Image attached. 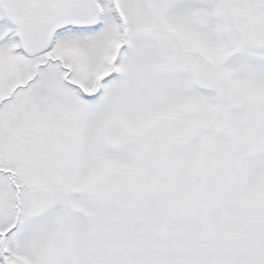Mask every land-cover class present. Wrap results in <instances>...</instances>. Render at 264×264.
<instances>
[{"label": "snow or ice", "instance_id": "snow-or-ice-1", "mask_svg": "<svg viewBox=\"0 0 264 264\" xmlns=\"http://www.w3.org/2000/svg\"><path fill=\"white\" fill-rule=\"evenodd\" d=\"M0 264H264V0H0Z\"/></svg>", "mask_w": 264, "mask_h": 264}]
</instances>
